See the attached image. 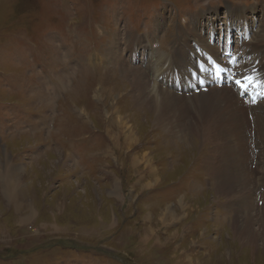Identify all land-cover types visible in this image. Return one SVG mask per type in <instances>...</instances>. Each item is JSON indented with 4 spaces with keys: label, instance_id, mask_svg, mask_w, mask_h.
<instances>
[{
    "label": "rangeland",
    "instance_id": "rangeland-1",
    "mask_svg": "<svg viewBox=\"0 0 264 264\" xmlns=\"http://www.w3.org/2000/svg\"><path fill=\"white\" fill-rule=\"evenodd\" d=\"M261 4L0 0V264H264Z\"/></svg>",
    "mask_w": 264,
    "mask_h": 264
},
{
    "label": "bare ground",
    "instance_id": "bare-ground-1",
    "mask_svg": "<svg viewBox=\"0 0 264 264\" xmlns=\"http://www.w3.org/2000/svg\"><path fill=\"white\" fill-rule=\"evenodd\" d=\"M258 6H261V13H262V23L260 24V27H259V29H258V33L260 34V35H262L261 37H260V40L259 41H257L258 42V44H255L254 42L252 43V42H249V43H246L247 44V47H249V48H252L253 49V52H257V50H260V49H262V48H264L263 47V45H264V4H261V5H258ZM263 7V8H262ZM232 10H234V9H232ZM239 23H241V21H239ZM238 23V24H239ZM234 30H237V32L239 31L238 29H234ZM241 31V30H240ZM239 31V32H240ZM232 33H233V31H232ZM229 34V33H228ZM241 34H242V32H241ZM241 34H237V35H240V36H242V38H248V35H241ZM180 36V35H179ZM252 39V38H251ZM244 40V39H243ZM247 40H249V38L248 39H246L245 41H247ZM255 39H253L252 41H254ZM144 43V42H143ZM245 44V43H244ZM241 47L243 48L244 46H242L241 45ZM241 47H239V49H238V51H235V53L234 54H231V57L230 56H228L227 57V60H228V62H230V64H233V63H236V60L237 59H239V56L241 57V58H245V59H248L249 57H251L250 59H255V61H256V59L258 58V56H259V53L258 54H255V53H253L252 51H250V50H247L246 52H243V51H241L242 49H241ZM140 48L143 50V51H145V53H147V54H150L152 57H153V55L155 54L154 53V49H151L149 46H148V44L147 45H144V46H140ZM187 51V52H186ZM183 52V54H186V53H189V51L187 50V48H186V46L184 47V50L182 51ZM186 52V53H185ZM205 54H207V53H205ZM224 55L226 56V55H229L228 53H224ZM157 58V57H156ZM154 59V58H153ZM163 59V58H162ZM158 60H159V58H158ZM207 60H209V61H212V60H215V66L212 68V69H215V71L214 72H212L213 73V75H212V77H213V80L214 81H212V82H214L217 86H218V89L217 90H215V91H213V92H209V94H211V93H213L210 97H212L213 98V100H214V102H221L227 109H228V111L231 113V115L232 116H234L235 117V115H234V113H233V110L230 108V106H228L227 105V97H228V95H227V91L229 90L226 86L225 87H223L224 85V81H222V80H224V78H223V75H222V73L224 74V76H225V73H226V70H223V69H221L220 67H219V64H218V62L216 61V58L214 57V55H213V53H212V55L210 56V57H208L207 58ZM226 61V60H225ZM149 64V63H148ZM229 64V65H230ZM162 65V64H161ZM228 65V64H227ZM228 65V66H229ZM252 65H253V63L252 62H249V63H247L246 65H244L243 66V68H241V69H239V70H236L235 72H237L238 71V73H240L239 71L240 70H242L243 69V74H247V75H249V76H255L254 75V72H253V70H252ZM149 66H152V69L153 68H155L154 70H156V71H158V73L161 71V66L160 65H155V64H153V63H151V64H149ZM230 68H231V75H233V71H232V67L231 66H229ZM235 67H236V65H235ZM220 68V69H219ZM197 70H198V68H197ZM197 70H194V71H197ZM203 72H205V71H207V68L205 69V70H202ZM155 72V71H154ZM236 75H238V74H236ZM239 76H241V75H239ZM238 76V77H239ZM230 78H231V76H230ZM193 80H195L194 78H193ZM206 81V80H205ZM204 81V82H205ZM142 83V84H141ZM139 84L141 85V88H143L144 90H146L147 92H148V94L151 96V92L150 91H148V89H147V87H146V84H145V82L143 81V78H141V80H139ZM206 87H207V85H205ZM216 86V87H217ZM219 86H221L220 87V89H219ZM211 88V87H210ZM235 90V89H234ZM209 91V90H208ZM208 91H205V90H203L201 93H199V94H195V96L197 97V98H201L202 97V95H209L207 92ZM211 91V90H210ZM247 93H252V97L254 98L256 95H258V97H257V100L260 98V96H261V92H260V90L259 89H257V88H255L254 86H253V84L251 85V87H248L247 88ZM234 92V91H233ZM240 92H242L241 91V89H239V93ZM243 94L245 93V92H242ZM199 95H201L200 97H198ZM173 98H175L176 97V95H174L173 94ZM145 99V98H144ZM229 99H230V97H229ZM141 100V99H140ZM147 100V99H146ZM151 100V99H150ZM145 101V100H144ZM235 102H236V104H237V102H238V104H237V106H240V107H242L243 105V103H242V101H239L238 100V97H237V99L236 100H234ZM145 102H148V101H145ZM154 102H155V100H154ZM244 102V101H243ZM252 102V101H251ZM245 103V102H244ZM264 103H261V102H259V104H258V106H257V108L258 107H260V106H262ZM249 109H251V108H249ZM215 111H216V108H215ZM258 118V117H257ZM260 118L262 119V123H264V115L263 116H260ZM233 119V118H232ZM235 120V119H234ZM157 121L160 123V121H162V118H157ZM233 122V121H232ZM232 122H231V125H232ZM236 122V121H235ZM207 125V123L206 122H203L201 125H200V129L198 128V130L200 131V132H202V130H203V128L205 127ZM259 125V124H258ZM210 126V125H209ZM232 130V129H231ZM207 132V131H206ZM213 132V131H212ZM262 132H263V136H264V128H263V130H262ZM202 133H205V132H202ZM213 137H214V134L212 133L211 134ZM209 136V135H208ZM205 137H207V136H205ZM212 139V138H211ZM261 156H263V159H264V154H262ZM262 158V157H261ZM264 162V160H262V163ZM264 166V165H263ZM245 190V189H244ZM221 192V191H220ZM246 192V191H245ZM180 205H181V207L183 208V205H182V202H180ZM172 215V214H171ZM164 221V220H163ZM162 221V222H163Z\"/></svg>",
    "mask_w": 264,
    "mask_h": 264
},
{
    "label": "snow or ice",
    "instance_id": "snow-or-ice-1",
    "mask_svg": "<svg viewBox=\"0 0 264 264\" xmlns=\"http://www.w3.org/2000/svg\"><path fill=\"white\" fill-rule=\"evenodd\" d=\"M234 83L242 92H247V88L252 84L256 83L254 76H249L247 74H241L239 77H234Z\"/></svg>",
    "mask_w": 264,
    "mask_h": 264
},
{
    "label": "crops",
    "instance_id": "crops-1",
    "mask_svg": "<svg viewBox=\"0 0 264 264\" xmlns=\"http://www.w3.org/2000/svg\"><path fill=\"white\" fill-rule=\"evenodd\" d=\"M166 214H167V213H166ZM168 215H170V214H168ZM170 216H171V215H170ZM148 219H151V217H149ZM163 220H165V219L162 218L161 221H163ZM165 221H166V220H165ZM163 222H164V221H163Z\"/></svg>",
    "mask_w": 264,
    "mask_h": 264
},
{
    "label": "clouds",
    "instance_id": "clouds-1",
    "mask_svg": "<svg viewBox=\"0 0 264 264\" xmlns=\"http://www.w3.org/2000/svg\"><path fill=\"white\" fill-rule=\"evenodd\" d=\"M123 204H124V203H123ZM122 211H123V210L121 209V214L123 213Z\"/></svg>",
    "mask_w": 264,
    "mask_h": 264
}]
</instances>
